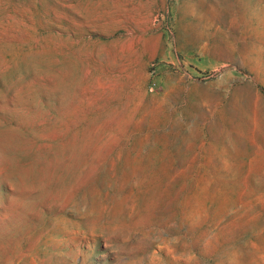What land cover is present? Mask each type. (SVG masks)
I'll return each instance as SVG.
<instances>
[{"label": "rangeland", "instance_id": "obj_1", "mask_svg": "<svg viewBox=\"0 0 264 264\" xmlns=\"http://www.w3.org/2000/svg\"><path fill=\"white\" fill-rule=\"evenodd\" d=\"M0 264H264V0H0Z\"/></svg>", "mask_w": 264, "mask_h": 264}, {"label": "bare ground", "instance_id": "obj_2", "mask_svg": "<svg viewBox=\"0 0 264 264\" xmlns=\"http://www.w3.org/2000/svg\"><path fill=\"white\" fill-rule=\"evenodd\" d=\"M78 234V233H77ZM49 257H47V259H48Z\"/></svg>", "mask_w": 264, "mask_h": 264}]
</instances>
